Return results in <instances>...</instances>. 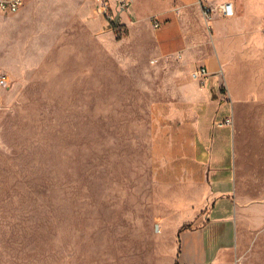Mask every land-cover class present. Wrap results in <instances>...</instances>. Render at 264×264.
<instances>
[{
	"label": "rangeland",
	"instance_id": "obj_1",
	"mask_svg": "<svg viewBox=\"0 0 264 264\" xmlns=\"http://www.w3.org/2000/svg\"><path fill=\"white\" fill-rule=\"evenodd\" d=\"M95 1L0 12V264H264V0L236 8L230 34L180 0H110L111 25ZM168 10L221 52L235 95L232 193L207 205L198 247L184 188L153 181L152 108L187 75L156 45Z\"/></svg>",
	"mask_w": 264,
	"mask_h": 264
},
{
	"label": "crops",
	"instance_id": "obj_2",
	"mask_svg": "<svg viewBox=\"0 0 264 264\" xmlns=\"http://www.w3.org/2000/svg\"><path fill=\"white\" fill-rule=\"evenodd\" d=\"M180 1L201 9L198 0ZM225 2H235L236 8L242 9L246 0H223ZM161 15L164 25L154 30L158 51L161 56L182 64L187 75L179 83L178 94L152 108L153 181L161 186L184 188L185 197L179 198L178 202L193 214L198 247V222L214 211V206L207 205L232 193L235 95L232 89L227 86L224 89L219 83L221 52L201 53L198 39L191 44L182 16L172 10ZM235 18L217 16L219 34L224 31L230 34L239 28L241 22ZM224 20H227L225 24L222 23ZM199 65L206 66L211 75L206 85L191 79V71ZM228 120H233V124L228 125Z\"/></svg>",
	"mask_w": 264,
	"mask_h": 264
},
{
	"label": "built area",
	"instance_id": "obj_3",
	"mask_svg": "<svg viewBox=\"0 0 264 264\" xmlns=\"http://www.w3.org/2000/svg\"><path fill=\"white\" fill-rule=\"evenodd\" d=\"M123 11H126L130 5V0H115ZM27 0H0V12L4 14L18 13L26 4ZM198 4L204 17L207 19L213 14H219L222 18L231 19L236 16V6L233 2H225L223 4L213 6L208 4L207 0H198ZM95 12L105 18L110 25L115 22L110 0H96ZM154 30L162 26V21L158 16L151 18ZM190 76L193 80L199 82L201 85H206L210 81V73L206 66H198L194 68ZM9 87V78L6 74L0 75V89ZM228 125L233 124V120L227 121Z\"/></svg>",
	"mask_w": 264,
	"mask_h": 264
}]
</instances>
